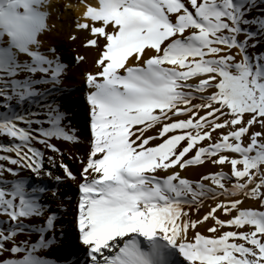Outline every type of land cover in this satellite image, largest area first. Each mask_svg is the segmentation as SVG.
<instances>
[{
  "label": "snow or ice",
  "instance_id": "snow-or-ice-1",
  "mask_svg": "<svg viewBox=\"0 0 264 264\" xmlns=\"http://www.w3.org/2000/svg\"><path fill=\"white\" fill-rule=\"evenodd\" d=\"M0 264H264V0H0Z\"/></svg>",
  "mask_w": 264,
  "mask_h": 264
},
{
  "label": "bare ground",
  "instance_id": "bare-ground-1",
  "mask_svg": "<svg viewBox=\"0 0 264 264\" xmlns=\"http://www.w3.org/2000/svg\"><path fill=\"white\" fill-rule=\"evenodd\" d=\"M63 2L77 4L79 0H63ZM74 15H75V9H73L71 12L62 13L60 16V20L57 21L58 26H61V22H62L64 29L67 30L69 25L72 23ZM65 55H67L66 48H65ZM69 86L71 88L80 89L82 86L79 83V77L78 76L75 77L74 81H69ZM81 95L82 93L80 91L71 92L70 95H66L63 98V103L65 107L69 108L71 110V113L73 114V120H72L73 125L78 129H80L82 132L84 128V124H83L84 117H83V103L81 101ZM68 163L71 165V161H68ZM73 170H75V166H73ZM204 211L205 209H201L199 215H202ZM70 220H71V216L69 215L66 218V227H70ZM56 255H62V253L57 252Z\"/></svg>",
  "mask_w": 264,
  "mask_h": 264
}]
</instances>
